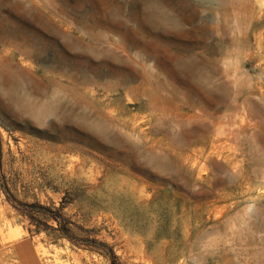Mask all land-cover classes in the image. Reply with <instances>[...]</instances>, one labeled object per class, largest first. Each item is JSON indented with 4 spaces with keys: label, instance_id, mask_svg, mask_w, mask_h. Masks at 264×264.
<instances>
[{
    "label": "rangeland",
    "instance_id": "obj_1",
    "mask_svg": "<svg viewBox=\"0 0 264 264\" xmlns=\"http://www.w3.org/2000/svg\"><path fill=\"white\" fill-rule=\"evenodd\" d=\"M1 25L45 48L0 39L8 243L43 264H264V0H0Z\"/></svg>",
    "mask_w": 264,
    "mask_h": 264
},
{
    "label": "bare ground",
    "instance_id": "obj_2",
    "mask_svg": "<svg viewBox=\"0 0 264 264\" xmlns=\"http://www.w3.org/2000/svg\"><path fill=\"white\" fill-rule=\"evenodd\" d=\"M81 14H83L84 15V17H83V19H85V21H84V23H83V25H81L82 26V28L84 29V33H86L87 35H88V38H90V39H93V40H98V39H101L102 38V36H101V34L102 33H100L101 31H98L97 32V29H98V27H100V29H104V28H107L108 27V22L107 21H104V23L102 22V21H99V22H95V20H91L90 18H89V15L87 16V12H83V13H81ZM150 15L151 16H153V17H157V18H161V19H170V16H168V15H165L164 13H160V12H158V11H156L155 9H153V10H151V12H150ZM97 21V20H96ZM74 23V22H73ZM18 30H20V28H18V27H10V26H4V25H1L0 26V39H3V40H5V41H9V42H12V43H15L16 44V46H15V48L17 49V50H20V52L21 53H23V54H25V55H27V56H30V58H32V57H34L35 55H36V53H37V51L39 50V49H41V50H45V48H43V47H41L40 48V46H37V45H35L34 43L35 42H33V44H30L31 42L30 41H25V42H23L22 44H20V43H17V41L18 40H16L17 39V35H18ZM86 39V38H85ZM88 40V39H87ZM123 40V39H122ZM81 41H83V42H86V40H81ZM6 46V45H5ZM2 48V47H1ZM4 48V47H3ZM2 53H4V52H2ZM10 53V52H9ZM39 53V52H38ZM43 52L41 51V54H42ZM60 54V53H59ZM83 55H76V56H74L76 59H74V60H77L76 62H74L73 64H71V63H69L68 61H66V60H59V59H57V64H56V68H57V71H60V70H64L63 68L65 67V68H67V67H69L70 69H73V70H75V71H77V69H78V64L80 63V58L82 57ZM6 57V56H5ZM64 57V56H63ZM16 58V57H15ZM23 58V57H22ZM7 59V58H6ZM14 60H16V59H14ZM3 61V60H2ZM5 61V60H4ZM3 61V62H4ZM1 64V63H0ZM5 65V64H4ZM49 66V65H48ZM9 67V66H8ZM10 67H12V65L10 66ZM35 67V66H34ZM50 67V66H49ZM55 68V69H56ZM41 69V68H40ZM12 70V69H11ZM1 71V70H0ZM7 72V71H6ZM18 72V71H17ZM22 72V71H21ZM20 72V73H21ZM29 72V71H28ZM39 72V71H38ZM14 74V73H13ZM39 74V73H38ZM24 75V74H23ZM32 76H33V74H31ZM109 75V74H108ZM9 76V75H8ZM7 76V77H8ZM13 76V75H12ZM35 76V75H34ZM62 76H65V74H62ZM1 77V76H0ZM102 75H100V74H97L96 76H92V77H88V78H85L84 79V81L85 82H87V83H98L99 81H102ZM2 78V77H1ZM11 78H14V77H11ZM68 80H72V81H75V82H78V80H79V78L76 76V75H74V74H70L69 76H68ZM105 78V77H104ZM6 79V78H5ZM7 80V79H6ZM5 80V81H6ZM11 81H12V79H10ZM14 80H15V78H14ZM31 80V79H30ZM121 80V82L123 81L124 82V80L123 79H120ZM3 81V80H2ZM11 81H9V82H11ZM26 81V80H25ZM42 81V80H41ZM63 81V80H62ZM8 82V81H7ZM18 82V81H17ZM27 82V81H26ZM36 82V81H35ZM40 81H38V83H39ZM59 81L55 78V79H50L49 81H48V83H58ZM66 82V81H65ZM70 82V81H69ZM122 82V83H123ZM2 83V82H1ZM5 83V82H4ZM19 84V83H18ZM71 84V83H70ZM10 85H12V84H10ZM16 85V84H15ZM9 86V85H8ZM7 86V87H8ZM21 86V85H20ZM2 87V86H1ZM6 87V88H7ZM14 87V86H13ZM13 87H12V89H13ZM4 88H5V86H4ZM46 88V87H45ZM11 89V90H12ZM16 89V88H15ZM36 89V88H35ZM47 89V88H46ZM8 91H9V89H7ZM21 90V89H20ZM30 90V89H29ZM43 90V89H42ZM13 91H14V89H13ZM19 91V90H18ZM22 91H23V89H22ZM8 93V92H7ZM14 94V93H13ZM42 94V93H41ZM16 96V95H15ZM22 96V95H21ZM33 96V95H32ZM31 96V97H32ZM18 98V97H17ZM75 103V102H74ZM79 103V102H78ZM46 104V103H45ZM53 104V103H52ZM22 105H23V103H22ZM76 105V104H75ZM52 107V106H51Z\"/></svg>",
    "mask_w": 264,
    "mask_h": 264
},
{
    "label": "crops",
    "instance_id": "obj_3",
    "mask_svg": "<svg viewBox=\"0 0 264 264\" xmlns=\"http://www.w3.org/2000/svg\"><path fill=\"white\" fill-rule=\"evenodd\" d=\"M0 264H43L35 244L28 238L7 242V235L0 232Z\"/></svg>",
    "mask_w": 264,
    "mask_h": 264
},
{
    "label": "trees",
    "instance_id": "obj_4",
    "mask_svg": "<svg viewBox=\"0 0 264 264\" xmlns=\"http://www.w3.org/2000/svg\"><path fill=\"white\" fill-rule=\"evenodd\" d=\"M55 218H56V219H59L57 216H55ZM59 221H60V220H59ZM60 224H61V223H60ZM62 231H63L64 234L67 235V231H68L67 228H62ZM68 237H69V236H68Z\"/></svg>",
    "mask_w": 264,
    "mask_h": 264
}]
</instances>
